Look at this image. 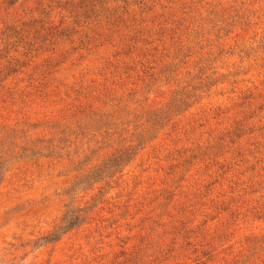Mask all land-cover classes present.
<instances>
[{"label": "rangeland", "instance_id": "1", "mask_svg": "<svg viewBox=\"0 0 264 264\" xmlns=\"http://www.w3.org/2000/svg\"><path fill=\"white\" fill-rule=\"evenodd\" d=\"M0 264H264V0H0Z\"/></svg>", "mask_w": 264, "mask_h": 264}, {"label": "trees", "instance_id": "2", "mask_svg": "<svg viewBox=\"0 0 264 264\" xmlns=\"http://www.w3.org/2000/svg\"><path fill=\"white\" fill-rule=\"evenodd\" d=\"M76 220L77 218L73 217L72 214H66L62 220V225L54 233H52L50 240H55L60 234L71 229L75 225Z\"/></svg>", "mask_w": 264, "mask_h": 264}]
</instances>
